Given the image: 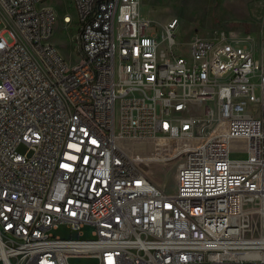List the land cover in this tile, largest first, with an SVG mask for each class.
<instances>
[{"label": "built area", "instance_id": "1", "mask_svg": "<svg viewBox=\"0 0 264 264\" xmlns=\"http://www.w3.org/2000/svg\"><path fill=\"white\" fill-rule=\"evenodd\" d=\"M71 1L0 0V264H264V39Z\"/></svg>", "mask_w": 264, "mask_h": 264}, {"label": "rangeland", "instance_id": "2", "mask_svg": "<svg viewBox=\"0 0 264 264\" xmlns=\"http://www.w3.org/2000/svg\"><path fill=\"white\" fill-rule=\"evenodd\" d=\"M142 10L147 17L156 23L161 29L175 18L179 19L176 31L174 49L184 53L186 45L195 35L211 37L222 30L241 31V35L249 32L256 40L257 49H261V41L264 39V0H141ZM47 3L55 8L59 14L58 23L55 26L53 41L66 60L74 64L78 56L73 49V38L77 33L74 25L71 29L62 21L65 13L76 18V10L71 0H47ZM4 24H0V29ZM246 31V32H245ZM25 153L27 147L21 144L18 148ZM230 156L233 159H244L246 152L233 151ZM151 177L158 182L170 179L171 170L166 165L155 166L151 171ZM92 226L84 229L83 238H92ZM55 234L65 238L81 237L78 231L71 230L62 225Z\"/></svg>", "mask_w": 264, "mask_h": 264}, {"label": "bare ground", "instance_id": "3", "mask_svg": "<svg viewBox=\"0 0 264 264\" xmlns=\"http://www.w3.org/2000/svg\"><path fill=\"white\" fill-rule=\"evenodd\" d=\"M142 2V1H141Z\"/></svg>", "mask_w": 264, "mask_h": 264}]
</instances>
